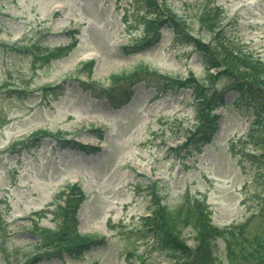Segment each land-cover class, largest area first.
I'll return each instance as SVG.
<instances>
[{
	"label": "rangeland",
	"instance_id": "rangeland-1",
	"mask_svg": "<svg viewBox=\"0 0 264 264\" xmlns=\"http://www.w3.org/2000/svg\"><path fill=\"white\" fill-rule=\"evenodd\" d=\"M157 3L159 40L135 48L146 36L142 14L152 18L143 0H0V264H29L38 253L37 264H182L146 235L143 217L154 210L187 246L198 217L220 228L250 218L242 235L217 237L216 253L252 264V237L264 226V166L249 158L264 133L258 105L238 98L239 74L210 85L203 53L181 38L215 46L221 30L264 76V0ZM188 75L223 103L211 142L178 154L171 147L198 120L193 90L174 82ZM77 143L100 149L87 154ZM73 182L85 197L76 226L60 210L59 191ZM62 231L71 239L56 240Z\"/></svg>",
	"mask_w": 264,
	"mask_h": 264
},
{
	"label": "trees",
	"instance_id": "trees-1",
	"mask_svg": "<svg viewBox=\"0 0 264 264\" xmlns=\"http://www.w3.org/2000/svg\"><path fill=\"white\" fill-rule=\"evenodd\" d=\"M143 1L145 3L144 7L146 8V10L154 15L150 19V21L145 22L146 31L150 32L148 35L151 36V43L153 44L159 39L160 35V33L158 32V25H154V23L155 20L160 19L161 8L158 7V4L155 3V0ZM205 13H207L206 10L203 12L202 16H204ZM202 19L204 20L203 17ZM165 22L166 21L163 20L158 22V24L159 26H161ZM205 23L208 24V21H205ZM171 25L174 28L176 35L179 36L180 32L177 29L178 24L175 22V20H171ZM212 25L213 24H210V27H212ZM220 31L221 30L217 31L214 35L218 42L215 46L212 45V43H201V41L189 36H183L181 39L188 44H193L197 50L203 53L204 65L207 70V79L209 80L210 85L215 84V82L220 78L221 75H224L226 77H234V75L239 74V76L244 77L241 78V81L243 82L240 81L234 88L239 93V98H249L253 102L257 103L256 105H258L259 110L256 106L254 108L257 111V116H261L262 112H264V99H261L260 91H263L264 88V79H262V77L264 76L259 73L262 70V68L259 66H261L262 63L257 62L258 59H255V61L249 60L246 57L247 54L242 50H234L232 48V45H234L233 42L227 39V36H224L223 38L220 37ZM216 46L219 52L216 48H214ZM220 54H222V56ZM249 56L251 55L249 54ZM91 66L92 62L85 65L83 70L88 69L87 71H90ZM211 69H215L216 72L211 73ZM197 82L198 81L191 76H189V78L183 82V85H188V87H191V89L193 90V97L196 105H198L199 108V128L197 129V131L192 132L188 136H186L187 143L182 147V151L185 152L187 151V149H189V145L199 147L211 140L218 128V120L220 118L219 115L213 113V111L218 104L223 102V93L220 92L219 94L216 91L208 93V90L210 88H207L205 86H198L196 84ZM245 93L248 94L247 97L244 96ZM256 123L258 125V128L264 130V117L259 118V121L256 120ZM252 143L257 147L261 146L260 148H264V133L257 142L252 140ZM77 148L85 153H90V148L88 147L77 146ZM174 152L179 153V151L177 150H174ZM249 158H251V161H253L254 163L256 162L264 166V154L257 157L250 155ZM149 188L151 189L153 196L156 198V194H154V186H150ZM77 195H79L77 188H75L74 191L71 192V194L67 195L65 206L61 207V213L65 217H72L74 215L78 205L77 203L80 201ZM262 203L264 205V201H262ZM146 221L151 226L148 233L155 237L157 242L163 244L173 254L178 255L176 257H180L183 264H222L220 260H218V255L216 253L218 247L216 241L217 237L221 236L223 233L209 225L208 222L205 221L204 216L202 218L198 217L196 220L195 227L197 228L198 243L194 250L187 247L183 242L179 241L174 236L173 230H170L165 226L166 221L164 220L162 211L156 212L153 219H147ZM257 230L260 231L256 233V238H259L260 240L258 241L257 246H255L254 253H256V258L252 259V264H264V226H260ZM243 232L244 230H242L240 234L242 235ZM68 236L69 232L66 231L63 232L60 236L54 237L58 241H64L66 238L68 239ZM220 238H222V236ZM69 239H71V237ZM91 244V241L83 242L78 244L77 247L71 248L69 251L80 253L84 249H89ZM46 245L53 244L48 243ZM36 259L37 258H35V260H32L30 264H36Z\"/></svg>",
	"mask_w": 264,
	"mask_h": 264
}]
</instances>
